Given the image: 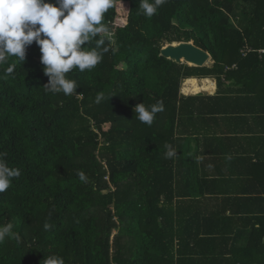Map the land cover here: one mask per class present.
<instances>
[{
    "label": "trees",
    "instance_id": "obj_1",
    "mask_svg": "<svg viewBox=\"0 0 264 264\" xmlns=\"http://www.w3.org/2000/svg\"><path fill=\"white\" fill-rule=\"evenodd\" d=\"M103 23L109 32L101 34V49L108 51L94 69L66 74L77 82L72 96L44 90L49 77L35 40L25 45L22 62L10 57L0 65V152L21 172L0 193V224L13 223L21 237L0 243V264H44L49 255L65 264H180L174 258L181 246L175 240L185 234L183 206L173 193L183 140L177 121L192 100L180 91L212 92L214 78L212 114L264 115V0H167L151 18L139 0H114ZM95 39L82 47H95ZM180 41L207 51L212 64L160 55ZM101 92L110 98L96 103ZM159 100L164 108L151 126L137 120V104ZM166 143L177 150L173 158H165ZM231 205L229 214L185 219L231 221L240 214L249 220L250 241L230 247L232 264H264V210ZM188 247V263L196 264L197 251Z\"/></svg>",
    "mask_w": 264,
    "mask_h": 264
},
{
    "label": "crops",
    "instance_id": "obj_2",
    "mask_svg": "<svg viewBox=\"0 0 264 264\" xmlns=\"http://www.w3.org/2000/svg\"><path fill=\"white\" fill-rule=\"evenodd\" d=\"M214 84L212 92L180 91L192 97L177 121L183 140L179 142L181 166L173 193L176 206H183L185 234L175 240L181 246L174 249V258L180 264H190L188 245L197 251L196 264H232L230 247H243L250 241L249 220L241 219L240 214L231 221L215 217L188 222L189 215L201 217V213L224 209L229 214L231 203L236 210H264V202L257 198L264 197V115L212 114L216 102L208 96L215 95L216 81ZM188 228L198 235L190 237Z\"/></svg>",
    "mask_w": 264,
    "mask_h": 264
},
{
    "label": "clouds",
    "instance_id": "obj_3",
    "mask_svg": "<svg viewBox=\"0 0 264 264\" xmlns=\"http://www.w3.org/2000/svg\"><path fill=\"white\" fill-rule=\"evenodd\" d=\"M166 3L167 0H139V8L144 16L151 18ZM113 6L114 0H59V6L46 0H0V65L6 64L10 57L22 62L25 45L35 40L40 48L44 74L49 77L44 90L72 96L77 82L67 78L66 74L73 69L92 70L101 62L103 53L108 51L107 47L101 49L105 43V36L101 34L109 32L103 23L104 15ZM94 38L95 47L90 50L82 47ZM14 71V63L6 68L8 75ZM109 98L101 92L96 96V103ZM163 108V100H159L148 107L139 103L134 111L138 121L151 126ZM164 147L166 159L177 155L172 145L166 143ZM6 155L0 152V193L8 190L13 179L21 175L19 169L8 166L4 159ZM77 175L81 181L86 180L82 171ZM44 227L48 229L51 225L46 223ZM13 228V223L0 224V243L6 236L20 242L21 237ZM43 261L44 264H65L57 255L44 257Z\"/></svg>",
    "mask_w": 264,
    "mask_h": 264
},
{
    "label": "water",
    "instance_id": "obj_4",
    "mask_svg": "<svg viewBox=\"0 0 264 264\" xmlns=\"http://www.w3.org/2000/svg\"><path fill=\"white\" fill-rule=\"evenodd\" d=\"M160 55L179 63L193 66H204L210 59V54L194 45L192 41H180L166 44Z\"/></svg>",
    "mask_w": 264,
    "mask_h": 264
},
{
    "label": "rangeland",
    "instance_id": "obj_5",
    "mask_svg": "<svg viewBox=\"0 0 264 264\" xmlns=\"http://www.w3.org/2000/svg\"><path fill=\"white\" fill-rule=\"evenodd\" d=\"M210 64H211V60H209V61L206 63L207 66H210ZM212 79H213V81L215 82L214 78H212Z\"/></svg>",
    "mask_w": 264,
    "mask_h": 264
},
{
    "label": "built area",
    "instance_id": "obj_6",
    "mask_svg": "<svg viewBox=\"0 0 264 264\" xmlns=\"http://www.w3.org/2000/svg\"><path fill=\"white\" fill-rule=\"evenodd\" d=\"M248 51V50H247ZM259 53H264V49H259ZM233 67V66H232Z\"/></svg>",
    "mask_w": 264,
    "mask_h": 264
}]
</instances>
